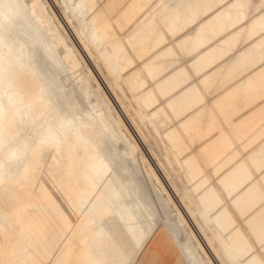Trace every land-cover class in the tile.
Here are the masks:
<instances>
[{
    "label": "crops",
    "instance_id": "obj_1",
    "mask_svg": "<svg viewBox=\"0 0 264 264\" xmlns=\"http://www.w3.org/2000/svg\"><path fill=\"white\" fill-rule=\"evenodd\" d=\"M240 3L260 0L147 5L122 32L123 71L112 90L137 145L159 177L170 180L172 192L195 195L192 187L201 188L198 199L217 206L214 221L226 210L243 226L254 212H264V32L257 8L235 6ZM250 203L242 214L234 212L236 204Z\"/></svg>",
    "mask_w": 264,
    "mask_h": 264
},
{
    "label": "rangeland",
    "instance_id": "obj_2",
    "mask_svg": "<svg viewBox=\"0 0 264 264\" xmlns=\"http://www.w3.org/2000/svg\"><path fill=\"white\" fill-rule=\"evenodd\" d=\"M153 1L155 0H17L21 13L42 31L47 49L50 48V44L54 45L55 53L61 59L60 65L63 71L59 76L60 84L65 93H68L78 104L81 112L91 115L97 124L96 131L104 137V142L98 150L110 154L107 158L110 170L106 174V181L114 196L110 204L112 208H108L113 215L94 220V228L99 230V233L113 232L120 239V243H123L121 241L123 232L114 231L111 224L116 222L121 225L117 218L127 219L135 237H139L140 241L136 243L134 239L126 238L125 247L131 253L123 259L124 264H144L145 255L140 257L139 255L141 249L147 247L150 240L166 246L167 249L169 241L173 243L166 264H176V261L186 260L187 246L199 249L204 259L208 261L219 260L224 264V261L229 260L230 257L241 254L247 245L252 249L251 256L258 259V252L255 250L259 249L260 244L253 229L260 219L254 221L256 223L252 222L250 226L245 225V222L252 220L263 208L251 214L242 226L241 218L231 213L233 218L230 220L226 210H222L214 221L217 206L211 209L198 199V191L201 188L192 187L191 192L195 195L174 194L175 189L171 186L170 180L159 177L153 163L147 160L144 151L137 145L134 135L121 116L120 104L114 100L116 95L112 87H118L123 71L121 65L123 53L120 48L123 47L122 32L128 30L136 22L138 12L144 11ZM219 1L221 0H211V2ZM135 2L136 5L131 7ZM78 5L80 7H77ZM207 10L205 9L204 12ZM41 11L48 16V24H37ZM129 46L131 45L126 42L125 47ZM66 52L69 56H66ZM104 71L111 77L109 85L105 81ZM125 84L129 91H134L131 80H126ZM71 103L67 100V104ZM47 121V116L43 115L32 126L41 133ZM24 136L29 137L31 146L36 144V137L30 135L29 128H25L13 139H7L5 148H11ZM110 151L112 153H109ZM4 157V153L0 150L1 163L5 161ZM39 178L70 215V210L65 207L64 202L45 181L42 174ZM30 179L27 171L17 182L15 180L10 182L6 177L0 183V197L7 198L12 207H25V213L29 214L33 195L39 191L34 183H29ZM237 199L247 202L246 197ZM250 199L252 201L253 197ZM84 202L78 209L83 212L85 218L91 220L89 215L94 209H102L103 204ZM253 206L251 203L248 206L236 204L234 212L240 215L243 213L241 211L243 208ZM57 236L62 240L66 239L64 234ZM8 239L1 238V244L15 242ZM111 243L115 247L118 246L117 241ZM98 248L97 244L92 250ZM109 255L110 253L107 252L101 259L109 262ZM6 260L8 262L12 260L10 255L6 256Z\"/></svg>",
    "mask_w": 264,
    "mask_h": 264
},
{
    "label": "bare ground",
    "instance_id": "obj_3",
    "mask_svg": "<svg viewBox=\"0 0 264 264\" xmlns=\"http://www.w3.org/2000/svg\"><path fill=\"white\" fill-rule=\"evenodd\" d=\"M167 7L162 5L161 10ZM0 8V150L5 155V161L0 162V183L6 177L17 182L29 171V183L39 189L31 200L30 214L25 213V207H12L7 198L0 197V264H124L123 259L131 253L126 250V238L140 241L131 224L122 218H117L121 225L111 224L114 231L123 232V243L113 232L99 233L93 225L94 220L113 215L108 208H112L114 196L106 181L110 154L98 150L104 137L96 131L91 115L81 112L60 84L63 71L54 45L47 49L42 31L21 13L17 0H0ZM151 11L153 16L154 8ZM48 23V16L41 11L37 24ZM43 115L48 121L40 133L32 125ZM25 128L36 137V144L31 146L29 137L24 136L5 148L6 140ZM41 174L70 215L40 180ZM84 201L103 204L89 215L91 220L78 209ZM5 237L15 242L1 244ZM111 241H117L118 246ZM97 244L98 250L93 251ZM172 244L169 241L167 249L150 240L139 257L145 255L144 264H166ZM107 252L109 262L101 259Z\"/></svg>",
    "mask_w": 264,
    "mask_h": 264
},
{
    "label": "snow or ice",
    "instance_id": "obj_4",
    "mask_svg": "<svg viewBox=\"0 0 264 264\" xmlns=\"http://www.w3.org/2000/svg\"><path fill=\"white\" fill-rule=\"evenodd\" d=\"M240 8H257L260 13V20L262 23V32H264V0H260L258 5L240 3L235 5ZM62 7H69L68 5H62ZM77 7H80L78 5ZM260 89L264 92V71L260 73ZM260 170L264 173V148L260 152ZM257 239L259 240L260 247L255 251L258 252V259L251 256L252 249L247 245L241 254L230 257L229 260L224 261V264H264V214L261 215L258 225L253 229ZM255 243V241H253ZM185 255L187 259L182 261V264H221V261H208L204 259L203 253L199 249H194L192 246L185 247Z\"/></svg>",
    "mask_w": 264,
    "mask_h": 264
},
{
    "label": "clouds",
    "instance_id": "obj_5",
    "mask_svg": "<svg viewBox=\"0 0 264 264\" xmlns=\"http://www.w3.org/2000/svg\"><path fill=\"white\" fill-rule=\"evenodd\" d=\"M2 12H3V8H0V14H2Z\"/></svg>",
    "mask_w": 264,
    "mask_h": 264
}]
</instances>
